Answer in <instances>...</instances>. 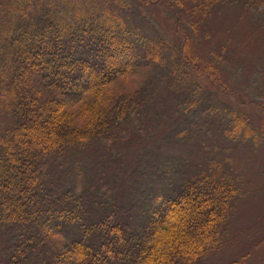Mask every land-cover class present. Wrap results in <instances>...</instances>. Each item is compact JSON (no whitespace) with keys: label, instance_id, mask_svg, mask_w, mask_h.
I'll list each match as a JSON object with an SVG mask.
<instances>
[{"label":"trees","instance_id":"16d2710c","mask_svg":"<svg viewBox=\"0 0 264 264\" xmlns=\"http://www.w3.org/2000/svg\"><path fill=\"white\" fill-rule=\"evenodd\" d=\"M136 1L172 12L177 5L192 23L193 33L180 36L175 81L192 70L224 88L218 67L193 47L219 0ZM100 6L97 0L0 2V115L9 118L0 125V264H200L222 244L240 193L236 177L202 171L175 178L176 168L162 171L166 191L145 199L139 227L131 224L132 204L122 213L96 192V183L87 188L89 166L71 153L113 143L131 114L141 113L165 58L161 46L145 43ZM131 80L136 87L127 86ZM68 155L74 163L60 169ZM64 172L70 185L59 183Z\"/></svg>","mask_w":264,"mask_h":264},{"label":"rangeland","instance_id":"374dc122","mask_svg":"<svg viewBox=\"0 0 264 264\" xmlns=\"http://www.w3.org/2000/svg\"><path fill=\"white\" fill-rule=\"evenodd\" d=\"M97 1L142 41L161 46L165 58L141 113L136 109L131 114L113 143L94 142L70 154L89 166L87 188L96 183V192L122 213L132 204L131 224L139 227L145 199L153 198L158 189L166 191L160 184L165 180L162 171L171 174L176 168L175 178L202 171L236 177L240 193L222 244L200 264H264V3L219 0L194 35L195 52L220 70L222 89L212 78H197L192 70L175 81L171 71L179 58L180 36L193 33L192 23L179 14L177 5L172 12L164 5L144 6L136 0ZM137 84L131 80L127 86ZM8 122L0 115L1 126ZM70 155L60 169L74 163ZM62 175L50 179L70 185L71 175Z\"/></svg>","mask_w":264,"mask_h":264}]
</instances>
